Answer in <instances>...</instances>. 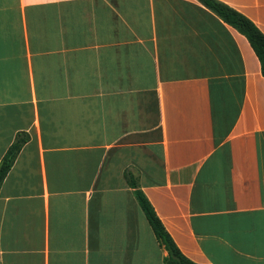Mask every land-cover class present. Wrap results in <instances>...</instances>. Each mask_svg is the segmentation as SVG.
Instances as JSON below:
<instances>
[{"label":"crops","instance_id":"1","mask_svg":"<svg viewBox=\"0 0 264 264\" xmlns=\"http://www.w3.org/2000/svg\"><path fill=\"white\" fill-rule=\"evenodd\" d=\"M21 138L0 264H166L135 188L193 262L264 264V76L198 0H0V163Z\"/></svg>","mask_w":264,"mask_h":264},{"label":"trees","instance_id":"2","mask_svg":"<svg viewBox=\"0 0 264 264\" xmlns=\"http://www.w3.org/2000/svg\"><path fill=\"white\" fill-rule=\"evenodd\" d=\"M198 1L213 13H215L224 22L234 27L238 32L246 37L260 62L261 73L264 76V33L255 25V23L251 19L220 0ZM23 141V138L18 139L8 148L7 152L3 156L0 163V183L3 180L8 169L11 167ZM134 194L138 200V203L142 207L158 241L165 247L168 252V255L165 258L166 264H198L182 254V252L173 241L172 237L165 230L151 204L142 194V192L135 188Z\"/></svg>","mask_w":264,"mask_h":264}]
</instances>
